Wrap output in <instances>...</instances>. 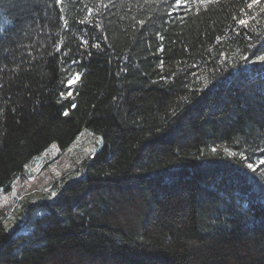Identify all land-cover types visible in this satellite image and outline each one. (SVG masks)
Wrapping results in <instances>:
<instances>
[{
  "label": "trees",
  "instance_id": "trees-1",
  "mask_svg": "<svg viewBox=\"0 0 264 264\" xmlns=\"http://www.w3.org/2000/svg\"><path fill=\"white\" fill-rule=\"evenodd\" d=\"M85 129L0 264H264V0H0V193Z\"/></svg>",
  "mask_w": 264,
  "mask_h": 264
},
{
  "label": "rangeland",
  "instance_id": "rangeland-1",
  "mask_svg": "<svg viewBox=\"0 0 264 264\" xmlns=\"http://www.w3.org/2000/svg\"><path fill=\"white\" fill-rule=\"evenodd\" d=\"M99 144V137L85 129L65 151L52 145L32 159L15 179L9 192L0 193V207L5 208L9 215L5 225L15 227L18 213H22L25 206L54 197L66 180L80 176V163L83 158L91 156Z\"/></svg>",
  "mask_w": 264,
  "mask_h": 264
}]
</instances>
